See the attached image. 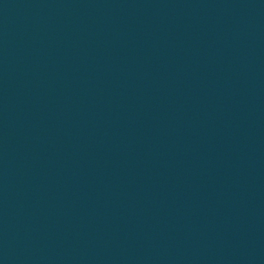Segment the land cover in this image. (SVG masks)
<instances>
[{
	"label": "water",
	"instance_id": "1",
	"mask_svg": "<svg viewBox=\"0 0 264 264\" xmlns=\"http://www.w3.org/2000/svg\"><path fill=\"white\" fill-rule=\"evenodd\" d=\"M0 264H264V0H0Z\"/></svg>",
	"mask_w": 264,
	"mask_h": 264
}]
</instances>
